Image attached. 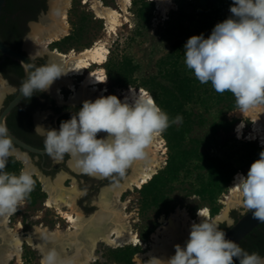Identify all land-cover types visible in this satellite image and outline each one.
Segmentation results:
<instances>
[{"label":"clouds","instance_id":"9594fccd","mask_svg":"<svg viewBox=\"0 0 264 264\" xmlns=\"http://www.w3.org/2000/svg\"><path fill=\"white\" fill-rule=\"evenodd\" d=\"M231 16L217 23L211 33L189 37L184 44V63L201 84L211 83L218 93L231 92L239 112L264 105V0H232ZM65 74L58 63H47L31 70L20 85V95L30 98L47 91ZM91 75V74H90ZM2 76V75H0ZM107 79V78H106ZM105 79V80H106ZM103 81H98L103 83ZM177 115L171 122H182ZM169 115L147 92L135 94L134 102L116 95L86 100L59 128L35 126L34 133L44 138V149L54 161L68 155L76 167L88 175L123 174L129 161L142 158L153 138L169 127ZM99 132L107 133L99 137ZM16 154L8 128L0 123V218L15 214L18 205L34 186L30 172L6 170L8 158ZM234 188L239 203L264 222V151L238 174ZM201 216L200 212L197 213ZM202 217V216H201ZM219 216L192 223L184 246L175 245L167 261L153 258L155 264H264V256L249 253L239 243L227 239ZM134 246V245H133ZM40 264H65L55 248H41Z\"/></svg>","mask_w":264,"mask_h":264},{"label":"bare ground","instance_id":"6f19581e","mask_svg":"<svg viewBox=\"0 0 264 264\" xmlns=\"http://www.w3.org/2000/svg\"><path fill=\"white\" fill-rule=\"evenodd\" d=\"M105 1L81 0L82 4H89V10L95 19L102 21L106 33L113 35L118 27L128 21V6L131 0H114L115 8L105 4ZM151 1L161 15H166L174 5L173 0ZM72 2L73 0L51 1L48 16L42 19L41 24L31 28L32 32L25 44L28 50L34 53L48 51L51 44L59 42L69 35L70 26L67 18ZM108 53L106 43L99 39L79 51L70 50L64 54L54 51L52 61L62 65L65 74L57 78L50 88L58 92L60 87H66L71 91V100L75 101L81 99L94 101L96 98L104 96L107 90V79L103 64ZM75 77H81L79 88L74 85ZM103 80H105L103 83L98 82ZM4 86L0 79V99L5 91ZM138 92L147 91L143 88L128 86L119 94L118 98L121 101L126 99L129 104H132L135 94ZM239 111V108H236L231 112L232 117L238 119L234 125L236 126L234 129L235 137L245 141L260 142V145L264 146V105L252 107L244 113ZM245 119H249L251 122L247 131L244 130L246 129ZM163 144L164 141L158 134L145 150L144 157L130 160L128 166H131L134 171L128 177L126 185L102 190L98 197V210L87 218L75 207L76 187H64L63 179L65 176L57 177L52 183L46 179L41 180L48 195L44 200V207L56 210L60 217L66 221L67 227L64 230H61L59 226L49 229L44 225L36 224L30 232L23 233L10 227V217L6 220L0 218V264H9L11 261L19 264L22 246L25 244L38 252L39 262L41 261V248H55L65 264H91L95 260L98 242H103L110 248L138 245L140 240L133 231L131 217L126 212L129 197L120 201V195L126 189L142 188V185L146 184L157 173L165 161ZM70 164L74 169H78L73 159ZM238 174L242 173L234 174L228 193L224 195L222 200L223 205H225L224 209L219 215H216L222 220L226 218L229 208L241 205L237 199L238 189L234 188ZM198 211L202 217L197 214ZM198 211L192 217L186 210L176 208L167 218L161 216L158 221L160 226L151 233L144 251L135 254L134 261L136 264H155L154 261L149 262L148 258L166 261L170 244L172 245L171 242L178 234L189 236L192 223H199L203 217L211 219L206 207H202ZM31 218L36 220L40 217L38 215ZM17 226L19 227L20 224ZM66 248H69V251Z\"/></svg>","mask_w":264,"mask_h":264},{"label":"rangeland","instance_id":"374dc122","mask_svg":"<svg viewBox=\"0 0 264 264\" xmlns=\"http://www.w3.org/2000/svg\"><path fill=\"white\" fill-rule=\"evenodd\" d=\"M51 1L52 0H47L48 5L45 10V17H47L49 14ZM144 1L152 4L150 20L147 27L142 26L138 22L131 0L130 5L128 6V21L123 23L122 26L118 27L115 34L109 35L105 31L102 21L95 19L94 15L89 10L88 3L82 4L81 0H73L71 7L68 10L67 18L70 26L69 33L79 30L81 36L79 41L74 43L66 44L63 41L54 42L58 47L57 52L64 54L70 50L79 51L82 48L91 45L93 42H95V40L97 41L99 39L102 42H105L108 47L109 53L107 55V59L110 55H112L116 58L127 56L132 60L133 64L137 66L134 77L138 79V82H140L143 78L155 74L157 61L161 57H164L169 51L174 50L177 47L180 53H184L183 46L189 37L203 33L205 38H207L217 23L222 22L231 16V13L229 12V6L231 5L232 0H173L174 5L166 15L159 14V12L155 9V4L151 0ZM104 3L115 8L114 0H106ZM39 24L40 23L37 22V25ZM28 36L29 33L26 37ZM62 48L65 50L60 51ZM183 57L182 59H184ZM105 63L103 64V69ZM2 80H4L3 77ZM106 87L113 93V95L119 96V94L122 93L128 86L125 88L116 87L113 86L112 83L107 79ZM4 88V92H9L7 90V85H5ZM223 106L224 104L220 102L218 104H213L211 107H209V109L205 110L202 107L190 105L188 108H191L194 113L201 114L205 120L203 126H195L193 128L190 133V138H200L204 140V144L201 146L202 150L208 151L210 154L217 155L221 158L230 159V161L236 165V173L241 172L243 175H246L250 165L255 160L259 159V153L264 151V149L259 148L258 142L256 141H245L243 139H237L234 136L233 126L238 121V119L232 117L231 112L233 110L224 111ZM220 119L232 121V123L230 124L227 131L219 129L216 133H212L210 131L211 123ZM245 121V131H247L251 126V122L249 119H245ZM160 136L162 137V133H160ZM162 140L164 141L163 145L165 161L157 172L161 171L165 167L166 158L168 155L166 142L163 137ZM246 142L253 143L255 147L259 148L258 156L251 160H245L243 158L245 151L244 144ZM196 173V171H193L191 172V175L186 177L182 176L179 181H175L171 184V190L168 193L169 202L167 206H162L158 215H155V208H151L144 213H141V197L139 189L134 188L133 190H126L122 194L120 201H123L129 197V203L126 212L130 215L133 231L137 234L138 240H140L139 244L136 245V247L139 249L138 252L144 251L145 245H147L150 240L151 233L160 226L158 223L159 218L161 216L167 218L169 214L176 208L184 209L192 217H194L198 209L206 207L210 214V207L207 202L203 201L197 195H194L192 192H190L192 189L197 188L198 186L196 182ZM233 176L231 177V180ZM231 180L223 189V192L217 196L215 205L218 207L219 211L216 215H219L222 212L221 210H223L225 207V205L222 203V200L224 199V195L228 193ZM63 185L66 188L76 186L72 179L67 180V182H65ZM47 196L48 195L46 192L45 196L39 198L34 206L28 205L25 199L21 201L18 205L17 212L11 215L9 218L10 227L13 230L19 232H30L33 226L38 224L44 225L49 229L59 226L61 230H64L67 227L66 221L62 219L57 211L53 208L44 207L43 201L47 198ZM97 202L98 199H93L92 203L94 208L93 210L86 213L82 212L78 208L77 202L74 204L77 210L81 212L85 218H87L98 210L99 207ZM247 210L248 209L242 205H235L227 210L225 219H230L232 221V212H237L241 215ZM38 215L40 218L36 220L31 218ZM216 215L211 216L210 214L211 218L216 217ZM26 220L28 223H31V225L25 224ZM19 224V227L24 226V228H19L17 226ZM223 224L226 227L228 226L226 223H221L220 226ZM150 229H152V232L148 234L147 239L141 238V234ZM175 239L173 242H171L172 245L170 244V249L168 251L169 253L166 257L167 260L175 254L174 246L179 245L180 243L184 245L185 241L188 239V236L178 234ZM128 246L133 247V245H127V247ZM22 247L21 262L19 264H26L24 263L23 257L25 253L29 257H31L30 253H33L29 264H40L38 252L26 244ZM66 249L69 251V248ZM112 249L119 248H110L103 242H98L95 250V260L91 262V264H123L117 263L109 258V251ZM134 256L135 254L132 256L131 262L136 264L134 261ZM148 261L153 262L149 258ZM9 264H15V262L11 261Z\"/></svg>","mask_w":264,"mask_h":264},{"label":"trees","instance_id":"16d2710c","mask_svg":"<svg viewBox=\"0 0 264 264\" xmlns=\"http://www.w3.org/2000/svg\"><path fill=\"white\" fill-rule=\"evenodd\" d=\"M32 1L34 0H5L2 13L11 12L15 7L23 9L28 4H32ZM132 5L138 22L147 27L152 4L144 0H132ZM80 36L79 30H77L69 33L61 41L66 44L74 43L79 41ZM183 56L184 53H180L177 47L169 51L157 61L155 74L143 78L140 82L134 77L137 66L127 56L116 58L110 55L104 69L107 79L113 86L144 88L154 98L157 105L169 115V127L161 132L168 150L166 164L147 182L148 184L142 185V188L139 189L141 213L155 208V215H158L162 206H167L169 202L168 193L171 190V184L179 181L182 176L186 177L196 171L198 186L190 192L207 202L210 214L214 216L219 211L215 205L217 196L223 192L237 168L230 159L221 158L202 150L201 146L204 144V140L190 138L193 128L203 126L205 120L201 114L194 113L188 107L193 105L207 110L213 104L220 102L224 104V111H232L238 107L231 92L218 93L210 82L201 84L182 61L184 60ZM3 72L5 77H9L12 73L22 77L20 65H5ZM177 115L182 116V122L172 123L171 121ZM231 123L232 121L225 119L214 121L210 125V131L212 133H216L219 129L227 131ZM244 149L243 158L245 160H251L258 156L259 148L255 147L253 143L246 142ZM6 170L17 174V166L12 158H8ZM42 197L43 194L39 192L38 183L35 182L32 191L26 197L28 205L34 206ZM232 217L236 221L240 214L232 212ZM220 227L224 231L227 230L224 224ZM151 232L152 229L142 233L141 238L147 239ZM239 245L249 253L258 252L264 256V222L252 230ZM138 250L136 246L112 249L109 251V258L117 263L133 264L132 256ZM30 254L32 257L33 253ZM23 257L24 263L29 264L31 257L26 253Z\"/></svg>","mask_w":264,"mask_h":264},{"label":"flooded vegetation","instance_id":"af4514ba","mask_svg":"<svg viewBox=\"0 0 264 264\" xmlns=\"http://www.w3.org/2000/svg\"><path fill=\"white\" fill-rule=\"evenodd\" d=\"M47 5V0H34L32 4H28L23 9H17L15 7L11 12H5L0 15V37L9 48L26 56L32 68L53 63L52 53L58 50L55 43L48 47V51L41 53L31 52L25 46L29 37H26L27 34H31L33 27L37 26V22L41 24L42 19L46 18L44 14ZM62 50L65 49L62 48L60 51ZM5 65L20 64L8 58L2 59L0 54V75H2L1 77H3L5 85H7V90L9 91L4 92L1 97L0 114L15 97L23 81V70L21 66L22 77L20 78L13 73L9 77H5L3 72ZM74 80V85L76 88H79L81 77H75ZM107 95H113V93L107 89L104 96ZM71 96L70 90L66 87H60L58 92L49 88L47 91L34 93L30 98L23 97L9 114L5 116L4 125L8 128L9 133L20 143L34 150L41 151V153L34 152L13 143L16 154L9 158H12L16 163L17 174L21 168L30 172L33 176L34 183H38L39 192L43 194V197L46 191L41 180L46 179L52 183L57 177L65 176L63 179L64 184L67 180L72 179L76 185L77 193L74 203L77 202L78 208L86 213L93 210V199H98L99 193L102 190L113 186H125L128 177L134 170L131 166H127L123 174L113 173L106 177L99 175L93 176L85 174L79 169H74L70 164L72 159L68 155H65L62 161L57 162L46 153L44 149V138L34 133L35 126L42 124L45 127L58 129L61 121L70 119L82 107V103L88 100L81 99L75 101L71 100ZM106 135L107 133L105 132H99L97 134L98 138ZM25 201L27 202L26 198ZM25 224L31 225L27 220ZM21 227L24 228V226Z\"/></svg>","mask_w":264,"mask_h":264},{"label":"water","instance_id":"95a60500","mask_svg":"<svg viewBox=\"0 0 264 264\" xmlns=\"http://www.w3.org/2000/svg\"><path fill=\"white\" fill-rule=\"evenodd\" d=\"M4 4H5V0H0V15L2 14V9L4 7ZM0 54L2 56V59L8 58L9 60L15 61L18 64H20L23 70V80L26 79L28 73L31 70H33L32 65L30 64L28 58L24 56L23 54H21L20 52L9 48L4 43L1 37H0ZM0 79L2 80L1 76H0ZM2 81L5 85V81L4 80ZM22 98L23 96L20 95V91L18 90L15 97L7 104V106L1 112L0 123L4 124L5 116L9 114V112L20 102ZM0 102H1V99H0ZM10 136H11L13 143L18 144L28 150L41 153V151L34 150L20 143L11 134ZM261 223L262 221H260L257 218H254L252 216V211L248 209L245 213L241 214L240 217L236 221H232L231 225L227 226V230L225 231L226 238L233 240L240 244V242ZM179 245L182 247L184 246L181 243Z\"/></svg>","mask_w":264,"mask_h":264},{"label":"built area","instance_id":"2783aa9c","mask_svg":"<svg viewBox=\"0 0 264 264\" xmlns=\"http://www.w3.org/2000/svg\"><path fill=\"white\" fill-rule=\"evenodd\" d=\"M235 128H236V126H233V134H234V129ZM234 136H235V134H234ZM258 147L261 148V149H264V146L263 145H260V142H258ZM196 213H197V211H196Z\"/></svg>","mask_w":264,"mask_h":264}]
</instances>
